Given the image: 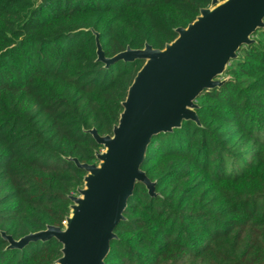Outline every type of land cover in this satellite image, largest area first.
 <instances>
[{
    "label": "trees",
    "instance_id": "1",
    "mask_svg": "<svg viewBox=\"0 0 264 264\" xmlns=\"http://www.w3.org/2000/svg\"><path fill=\"white\" fill-rule=\"evenodd\" d=\"M210 0H0V264H55L69 195L111 133L143 61L96 60L162 48ZM229 61L191 120L154 136L103 264H264V28Z\"/></svg>",
    "mask_w": 264,
    "mask_h": 264
},
{
    "label": "water",
    "instance_id": "2",
    "mask_svg": "<svg viewBox=\"0 0 264 264\" xmlns=\"http://www.w3.org/2000/svg\"><path fill=\"white\" fill-rule=\"evenodd\" d=\"M263 28L264 0H210L186 26L176 27L175 38L162 48L145 43L107 57L94 32L97 61L105 66L116 61L143 63L121 101L111 133L89 130L101 146L94 154L96 162L69 158L85 174L82 186L68 196L63 226L47 224L18 239L1 231L8 247L55 238L61 243L55 264H103L136 183L150 195L156 193L155 182L142 169L152 138L181 127L185 120L199 124L198 96L225 82L229 61Z\"/></svg>",
    "mask_w": 264,
    "mask_h": 264
}]
</instances>
